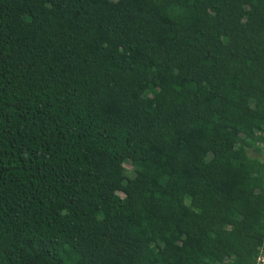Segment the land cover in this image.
I'll use <instances>...</instances> for the list:
<instances>
[{
  "label": "trees",
  "instance_id": "1",
  "mask_svg": "<svg viewBox=\"0 0 264 264\" xmlns=\"http://www.w3.org/2000/svg\"><path fill=\"white\" fill-rule=\"evenodd\" d=\"M260 248L264 0H0V264Z\"/></svg>",
  "mask_w": 264,
  "mask_h": 264
},
{
  "label": "rangeland",
  "instance_id": "2",
  "mask_svg": "<svg viewBox=\"0 0 264 264\" xmlns=\"http://www.w3.org/2000/svg\"><path fill=\"white\" fill-rule=\"evenodd\" d=\"M117 161L126 169L130 177L139 180L136 173L133 172L131 164L127 161V158L124 155H120Z\"/></svg>",
  "mask_w": 264,
  "mask_h": 264
},
{
  "label": "built area",
  "instance_id": "3",
  "mask_svg": "<svg viewBox=\"0 0 264 264\" xmlns=\"http://www.w3.org/2000/svg\"><path fill=\"white\" fill-rule=\"evenodd\" d=\"M252 264H264V248H260L255 261Z\"/></svg>",
  "mask_w": 264,
  "mask_h": 264
}]
</instances>
